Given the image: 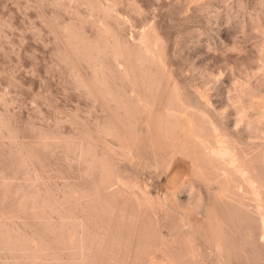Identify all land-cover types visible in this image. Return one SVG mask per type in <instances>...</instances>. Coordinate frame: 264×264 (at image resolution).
I'll return each mask as SVG.
<instances>
[{
    "label": "bare ground",
    "instance_id": "1",
    "mask_svg": "<svg viewBox=\"0 0 264 264\" xmlns=\"http://www.w3.org/2000/svg\"><path fill=\"white\" fill-rule=\"evenodd\" d=\"M116 3L99 2L96 8L118 21ZM250 24L261 37L253 52L248 51L258 73L252 68L241 78L230 76L224 90L235 91L229 96L232 103L222 99L218 104L211 101L205 86L210 82L224 84L225 79L213 70L208 71L202 87L184 85L174 78L168 41L154 22L130 38L117 36L107 22L97 25L103 48L99 43L91 48H96L98 58L112 59L114 68L108 74L114 80L120 78L128 88L125 93L114 92L97 72L93 84H84L86 88L93 85L87 88L89 95L96 94L97 100L105 103V99L113 108V113L107 114L111 118L107 117L109 121L95 137L97 143L87 135L83 138L86 142L95 140V144L105 142L101 145L107 153L99 143L97 147L104 151L97 154L101 157L91 156L90 161L94 153L90 147L84 152L88 160L83 154L87 164L82 154L79 157L85 165L83 172L89 163V179L92 176V183H97L91 184L96 187L95 195L76 204L58 203L50 214L23 195L19 212L25 215H0V247L18 264H233L247 253L244 245L256 249L255 254L263 252L264 14H255ZM230 36L234 37L233 32ZM101 73L107 75L105 69ZM83 142L79 146L84 147ZM81 150L78 153H83ZM105 153L113 156L112 160L103 156ZM115 156L124 158L128 168L146 166L156 172L181 161L189 176L186 180L174 178L172 186L164 185L162 194L153 195L148 187L152 185L140 183L132 169L127 171L134 180L123 178L129 179L116 170L120 166ZM107 160H115L112 166L116 167ZM178 192L184 194L183 199ZM54 212L59 215V221L53 218L57 222L50 220ZM26 215L44 225V232H36L38 239L19 226L26 227ZM82 215L95 220V226ZM196 216L197 222L193 220ZM167 226H171L168 234L163 231ZM64 251L68 259L59 262Z\"/></svg>",
    "mask_w": 264,
    "mask_h": 264
},
{
    "label": "rangeland",
    "instance_id": "2",
    "mask_svg": "<svg viewBox=\"0 0 264 264\" xmlns=\"http://www.w3.org/2000/svg\"><path fill=\"white\" fill-rule=\"evenodd\" d=\"M116 1L118 21L96 8L99 2L112 3L113 0H0V215H16L23 195L41 204L40 209H48V214L50 209L58 207V203H63L62 206L76 204L86 196L95 195L94 186L97 183H92V176L89 179V163L86 165L87 175L83 172L85 156L88 155L84 152L87 153V147H90V152L94 153H90L89 157L94 159L101 157L99 153L104 154L103 142L95 144V140L96 143L99 140L95 137L101 133L102 125L109 121L107 117L111 118L107 114L111 115L113 108L101 95H98L100 100L104 99L103 102L112 109L97 100L96 94L89 95L87 88L93 85L84 86L88 82L93 84L97 72L114 92L125 93L128 88L120 78L114 80L108 74L114 68L112 59L109 56L98 58L96 48H91L96 43L103 48V36L97 25L107 22L117 36L130 38L154 22L168 41L169 65L174 78L184 85L202 87L208 71L213 70L220 73L222 80L225 79L224 84L210 82L205 86L214 104L222 99L232 103L229 96H233L235 91L228 93L224 90L230 76L241 78L253 69L258 73V67L248 58L260 37L250 21L258 12L259 15L264 14V0ZM232 32L234 37L230 36ZM96 68L105 69L107 75L103 73L102 76V71ZM230 110L231 107H228L227 111ZM88 129L90 132L86 133L84 130ZM91 132L93 137L89 135ZM83 138L95 140L86 142ZM83 140L86 145L93 144L79 146V143H84ZM97 145L102 146L104 151H100L102 149ZM78 148L83 153H78ZM146 148L149 150V147ZM106 153L103 156H108ZM81 154L85 155L83 163L79 158ZM108 157L109 160L113 158ZM120 158H116L120 167L112 166L116 164L115 160L113 163L107 160L111 165L106 163L116 167V170L119 168L124 176L129 177H123L127 181L134 180L131 171H135L137 178L141 179L138 178L140 183L147 181L142 184L152 185L148 187L152 193L154 191L153 195L162 194L166 189L164 185L172 186L174 178L179 176L186 180L188 175L181 161H175L174 166L171 164L172 168L169 165L171 171L167 167L156 172L146 166L132 168L129 165L128 168L126 160ZM177 195L180 199L184 198L181 192ZM53 215L48 216L50 220L56 218L59 221V215L55 212ZM25 217L26 227L19 226L30 237L38 239L36 232H44V225L32 217ZM83 218L95 226V220H90L88 215ZM196 218L193 220L196 221ZM170 228L163 227V231L168 234ZM244 246L249 254L243 252L244 256H238L233 264H264V251L255 254L253 251L256 249L252 246ZM8 253L0 247V264H18V260ZM247 256H250L249 259ZM67 257L64 251L59 262L66 261Z\"/></svg>",
    "mask_w": 264,
    "mask_h": 264
}]
</instances>
